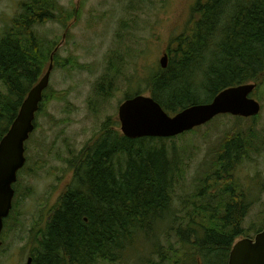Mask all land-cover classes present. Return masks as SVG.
I'll return each instance as SVG.
<instances>
[{
    "label": "trees",
    "instance_id": "obj_1",
    "mask_svg": "<svg viewBox=\"0 0 264 264\" xmlns=\"http://www.w3.org/2000/svg\"><path fill=\"white\" fill-rule=\"evenodd\" d=\"M140 3L129 0L123 11H140ZM192 16V27L168 43L167 67L156 64L146 76L145 93L168 114L209 103L224 89L258 84L264 75V0H198ZM70 17L56 0H26L0 40V140L49 62L52 48L34 27L64 26ZM133 27L121 21L95 84L98 96L111 94L106 87L127 61H137ZM114 125L104 123L86 152L72 156L71 182L39 232L32 264H227L252 205L234 173L262 149L256 137L221 138L217 154L203 156L189 195L191 162L176 138L130 140ZM263 225L264 218L255 233ZM137 243L148 249L136 250Z\"/></svg>",
    "mask_w": 264,
    "mask_h": 264
},
{
    "label": "rangeland",
    "instance_id": "obj_2",
    "mask_svg": "<svg viewBox=\"0 0 264 264\" xmlns=\"http://www.w3.org/2000/svg\"><path fill=\"white\" fill-rule=\"evenodd\" d=\"M24 1L0 0V39ZM56 1L61 13L71 15L69 20L64 26L55 22L35 26L34 31L43 44L44 38L50 43L60 42L57 59L70 64H52L45 99L25 145L26 164L14 186L12 213L4 222L0 264H25L28 252L38 247L39 232L71 182L73 171L68 160L86 152L90 142L102 133L104 123L116 122L118 106L126 97L148 95L147 74L159 65L170 39L192 27L188 26L195 18H191V10L198 0H141L142 10L132 14L123 11L129 0ZM121 21L134 26L132 48L138 59L134 64L127 61L110 89L106 87L109 96H98L95 84L105 71ZM128 32L129 28L125 34ZM257 85L251 95L261 107L255 120L241 118L237 124L234 117H218L174 142L191 162L184 184L189 195H193L192 179L203 156L211 149L216 153L221 138L249 134L261 144L262 149L252 155L254 159H242L234 173L240 186L244 185L247 202L252 203L243 220L244 233L234 242L253 237L264 218V75ZM113 129L117 131V126ZM144 246L137 243L135 248L145 251L148 247Z\"/></svg>",
    "mask_w": 264,
    "mask_h": 264
},
{
    "label": "water",
    "instance_id": "obj_3",
    "mask_svg": "<svg viewBox=\"0 0 264 264\" xmlns=\"http://www.w3.org/2000/svg\"><path fill=\"white\" fill-rule=\"evenodd\" d=\"M167 64L168 58L164 54L159 65L165 69ZM51 69L52 64L38 84L29 91L8 131L0 140V234L3 221L12 208V185L17 180V172L25 164L24 144L34 129L35 114L42 100V92L48 86ZM255 88V84H243L224 89L210 103L191 106L174 116L167 115L150 96L137 95L124 100L118 107L120 132L130 140L165 139L200 127L218 115L250 118L260 111L259 103L249 97ZM26 264H31V258ZM227 264H264V228L253 240L244 239L236 243L230 250Z\"/></svg>",
    "mask_w": 264,
    "mask_h": 264
},
{
    "label": "flooded vegetation",
    "instance_id": "obj_4",
    "mask_svg": "<svg viewBox=\"0 0 264 264\" xmlns=\"http://www.w3.org/2000/svg\"><path fill=\"white\" fill-rule=\"evenodd\" d=\"M14 18V17H13ZM43 25V24H42ZM42 25H36V26H42ZM6 31V30H5ZM4 35H5V33H4ZM4 35L1 37V39L4 37ZM0 39V40H1ZM44 41H45V46H46V50H48L49 48H52V52H51V54H50V56H49V61H50V58L52 57V61H53V63H54V65H56V66H61V65H63L64 67L66 66V65H68L69 64V62H67V61H62V62H60L58 59H57V56H58V48L60 47V42H58L57 43V46H55V43L54 42H48L47 40H46V38H44ZM48 64H49V62H48ZM47 68H48V65H47ZM43 74V73H42ZM42 77V76H41ZM40 80V77H39V79H38V81ZM37 81V82H38ZM36 82V83H37ZM35 83V84H36ZM48 89V88H47ZM47 89L46 90H44L43 91V93H42V102L44 101V99H45V95H46V91H47ZM29 254L27 255V257H26V260L28 259V258H33V256H32V254L30 253V252H28ZM26 263V262H25Z\"/></svg>",
    "mask_w": 264,
    "mask_h": 264
},
{
    "label": "bare ground",
    "instance_id": "obj_5",
    "mask_svg": "<svg viewBox=\"0 0 264 264\" xmlns=\"http://www.w3.org/2000/svg\"><path fill=\"white\" fill-rule=\"evenodd\" d=\"M184 41V40H183ZM44 45V47H45V44H43Z\"/></svg>",
    "mask_w": 264,
    "mask_h": 264
}]
</instances>
